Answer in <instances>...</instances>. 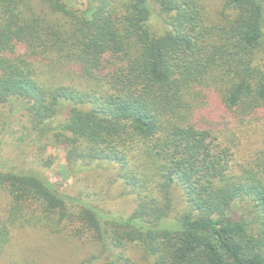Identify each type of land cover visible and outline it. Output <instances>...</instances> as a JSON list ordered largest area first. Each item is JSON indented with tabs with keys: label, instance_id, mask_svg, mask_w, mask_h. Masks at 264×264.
I'll list each match as a JSON object with an SVG mask.
<instances>
[{
	"label": "trees",
	"instance_id": "trees-1",
	"mask_svg": "<svg viewBox=\"0 0 264 264\" xmlns=\"http://www.w3.org/2000/svg\"><path fill=\"white\" fill-rule=\"evenodd\" d=\"M0 106L136 202L116 217L0 168V264L26 227L105 264H136L130 245L145 264H264V157L241 158L264 138V0H0Z\"/></svg>",
	"mask_w": 264,
	"mask_h": 264
},
{
	"label": "rangeland",
	"instance_id": "rangeland-1",
	"mask_svg": "<svg viewBox=\"0 0 264 264\" xmlns=\"http://www.w3.org/2000/svg\"><path fill=\"white\" fill-rule=\"evenodd\" d=\"M9 110L8 106H0V168L40 174L69 195H83L102 211L116 217L133 213L135 198L125 194L122 182L114 183L117 171L102 168L82 173L66 171L65 148L48 146L43 151L34 142L26 140L24 124H18L16 120L20 118V112L13 120ZM260 157H264V138L259 140L250 136L244 141L241 158L247 162ZM4 198V195L0 196V213L6 210ZM93 254L102 256L101 250L97 251L89 241L78 243L67 233H53L37 227L15 228L1 264H82ZM126 254L136 264H145L139 246L130 245ZM107 256L109 254L105 253L98 264H105Z\"/></svg>",
	"mask_w": 264,
	"mask_h": 264
}]
</instances>
